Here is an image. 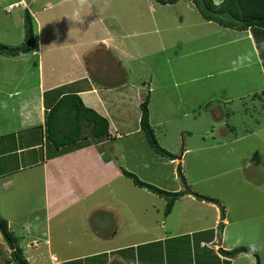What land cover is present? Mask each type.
Masks as SVG:
<instances>
[{
    "label": "crops",
    "instance_id": "1",
    "mask_svg": "<svg viewBox=\"0 0 264 264\" xmlns=\"http://www.w3.org/2000/svg\"><path fill=\"white\" fill-rule=\"evenodd\" d=\"M34 1L0 0V4L8 3L5 8L20 3L23 13L28 9L35 21L38 20L33 52L19 57L0 56V138L10 136L0 140V215L18 239L28 262L159 264V258L164 260L166 255L157 253L158 245L185 236L169 233L175 230V224L167 227L177 202L183 199L209 210L214 220L211 219V226L202 228V231L186 232L185 238L206 231H213L214 236L211 240L199 241V249L203 252L207 249L206 254L197 252L189 262L187 257L174 253L173 264H207L211 260L222 264L228 261L219 254L223 244L217 245L220 218L215 205L184 195L166 217L165 200L161 215L164 222L160 226L159 205L151 204L153 197L160 196L135 186L123 170L135 174L128 165L129 156L138 165L140 163L137 159L139 142L132 138L144 134L140 127L144 86L151 94L150 122L155 134L154 123L157 126L167 124L177 106L183 115L186 112L183 98L166 100L169 92L164 88L172 85L160 87L156 70L151 67L154 65L146 61L155 55L154 50L160 51V46L165 54L171 48L167 35L153 37L154 33H167L169 28L181 30L185 24L190 28L192 20L202 27L208 25L205 32H198L199 35L195 36L199 41L210 39L205 40L199 52H206L219 42L218 48L223 50L220 56L211 59L212 65L218 69L216 73L239 69L252 80L247 95L225 97L220 102L227 107L236 100L243 105H247L248 100L264 101V30L238 31L203 18L199 24L197 19L185 16L161 15L157 13L161 9L158 7L168 5L155 0L148 1L150 16L142 14L141 8L136 7L134 13L126 14L124 18L112 12V1L116 0L45 1L33 12L30 6ZM223 1L214 0L216 4ZM126 4L133 6L124 0L119 8ZM184 5H191V11L195 7L190 0H181L173 6ZM58 8L64 9L66 25H59V16L51 14ZM88 10L91 12L87 13ZM159 22L165 29H159ZM183 37L179 45L182 53L191 40V36ZM109 67L114 73L105 76ZM138 67L142 72L145 70V74L136 72ZM33 69H36L38 78L31 73ZM216 73L210 72L205 78ZM179 81L175 87H186L192 80ZM157 91L161 93V101L154 104L152 95ZM62 94H77L88 108L107 118L110 138L84 149L54 155L45 135L46 111ZM202 96L205 98L204 92ZM157 103L161 104L160 107ZM148 152L146 150V154ZM135 175L139 178L138 174ZM3 189L6 190L3 192ZM139 193L148 195L146 204L149 205L139 203L141 207L132 210L126 205L125 196L133 194L136 201ZM139 214L143 215L141 219ZM151 218L154 220L150 221ZM34 241H39L38 247L31 246ZM237 257L229 263L233 264Z\"/></svg>",
    "mask_w": 264,
    "mask_h": 264
},
{
    "label": "rangeland",
    "instance_id": "2",
    "mask_svg": "<svg viewBox=\"0 0 264 264\" xmlns=\"http://www.w3.org/2000/svg\"><path fill=\"white\" fill-rule=\"evenodd\" d=\"M25 1L30 2V0ZM45 1L55 3L57 0H35L30 6L32 11L35 12V10L40 9ZM122 1L124 0L112 1L111 7L112 12L122 18L126 14L134 13L136 7L141 8L140 12L146 16L151 14L148 6L149 0H125L133 6L126 4L123 8H119ZM67 4L68 2L66 6ZM7 5L8 3L0 4V43L4 42L2 44L7 43L5 45L15 47L24 41V13L28 9H25L23 13L22 9L19 8L20 3L5 8ZM189 6L174 7L168 5L158 7L161 9H158L157 13L161 15L163 13L172 14L177 18L185 16L197 19V23L200 24L202 22L199 21L202 18L201 15L195 7L191 11L190 8L193 7ZM63 12L64 9L58 8L56 12L51 13L56 17L59 16V25L68 23L63 19ZM90 12V10L87 11V13ZM35 17L37 16L35 15ZM32 18L37 41L38 20L35 21L33 15ZM194 23L192 20L190 28L185 24L181 30L169 28L170 31L167 33H160L159 31L154 33L153 37L167 35L171 48L165 54L161 52L160 46V51L154 50L155 55L146 59L150 65H154L151 67L156 70L159 86L172 85L164 88L168 89L169 92L166 100L171 102L179 97L183 98L187 105L184 106L185 115L177 106L174 109V115L168 118L167 124L157 126L154 123L155 135L160 141V146L172 153L177 159L171 161L163 158L161 160L160 155L158 157V154L156 155L153 150V152L151 151L145 135L141 134L132 138L133 141L139 142L137 159L140 163L138 165V162L136 163L129 156L128 165L135 171V174L139 175L140 179L152 181L154 183L152 185L166 192L183 193L186 189H190L198 195L219 201L225 210V221L222 223V230L219 231L217 245L223 244L221 247L225 250L248 247L256 251L258 255L256 257L252 254H240L233 264H258V259L259 264H264V101L248 100L247 105H243L240 100H236L230 106L226 105L227 107L220 103L225 97L234 98L247 95L252 87V80L245 71H239V69L229 71V73L217 74L218 69L212 65L213 60L211 59L220 56V51L223 49L218 48L219 42H217L214 48L211 45L212 47L206 52H199L205 45V40L210 41V39L204 38L199 41L195 36L199 35L198 32H205L208 25L205 24L202 27L196 23L194 25ZM159 29H165L161 22H159ZM184 35L191 36V40H189L188 45L184 46L182 53L179 45ZM71 36H75V34ZM85 39H89V37H85ZM152 46L154 47V45ZM99 54L103 56L102 53ZM109 68L105 71V76L109 75L110 72L114 73V69ZM137 69L136 72L140 74L142 69L140 70V67ZM35 71L36 69H33L31 73L35 78H38L37 71ZM144 71L143 74H145ZM210 72H215V76L206 79L205 76ZM185 78L192 80L191 83L186 87H175V83H179L180 79ZM148 90L147 86L143 87L145 92L142 98L146 96V92L148 94ZM199 91L200 95H198ZM203 92L205 98L202 96ZM152 96L155 100L154 104L161 101L159 91ZM57 97L59 99V96ZM203 104H205L204 107ZM158 105L160 107L161 104ZM166 113L169 114L170 112ZM146 150L149 151L147 154ZM179 165H181L182 175L186 182L178 171ZM5 190L3 189V192ZM125 199L126 205L130 206L132 210L141 207L140 204L149 205L146 204L149 201L148 195L144 193H139L136 196V201L133 194L126 195ZM165 200L164 197H153L151 202L152 205H159L158 220L160 226L164 222V217L161 215L164 211ZM191 202L194 201L183 199L177 202L173 215L168 219V228L175 224V230L169 231L171 235L184 234L186 236V232H198L202 231V228L211 226V219L212 222L214 221L211 212L205 208L197 207ZM142 216L139 214L140 219ZM152 220L154 219L151 218L150 221ZM193 226L195 228H192ZM185 236L158 245L157 253L160 256L166 255L164 260L159 258V264H163V262L173 264L174 253H180L183 257H187L190 262L192 256L197 252L200 254L207 252V249H203L204 252L199 249L198 244L200 240H208L209 236L204 234H194L189 238H185ZM27 242L29 241L27 240ZM35 243L38 247L39 241L31 242V246L36 247ZM0 248L4 252L0 264H10V249L1 234ZM225 262L223 261L222 264ZM216 263L217 261L211 260L207 264Z\"/></svg>",
    "mask_w": 264,
    "mask_h": 264
},
{
    "label": "trees",
    "instance_id": "3",
    "mask_svg": "<svg viewBox=\"0 0 264 264\" xmlns=\"http://www.w3.org/2000/svg\"><path fill=\"white\" fill-rule=\"evenodd\" d=\"M155 1L161 5H174L181 0ZM190 1H192L197 11L206 21L215 22L224 28L238 31H246L248 29L264 30V0H224L220 4H216L214 0ZM223 12H230L237 19L241 20V22H234L221 18L219 14ZM24 29L25 37L21 45L10 47L0 43V56L19 57L32 52L36 48L37 42L33 18L28 10L24 13ZM150 99L151 94L148 92L140 105V127L149 146L156 154L170 160H176L177 158L172 153L162 148L157 140L154 128L150 122ZM45 135L47 143L51 147L50 150L52 149V151H54V155H63L108 140L110 138V123L107 118L101 116L94 109L88 108L77 94H62L61 98L57 100L54 106L47 108ZM8 137L10 136L2 137L0 140ZM178 171L183 177L181 165H179ZM123 173L133 181L135 186L148 189L152 193L166 198V217L172 213L176 201L183 195L182 192H166L165 190L140 180L135 174L126 170H123ZM183 180L186 182L184 177ZM0 225L15 246V251L10 252L9 263L30 264L23 249L19 246L18 239L10 231L7 221L2 218L1 215ZM201 234L209 236L210 240L213 239L214 236L213 231H206ZM3 253V250L0 248V259ZM243 253L258 257L256 251L248 247H239L234 250H225L222 247L219 248V254L228 259L225 264H230L229 260Z\"/></svg>",
    "mask_w": 264,
    "mask_h": 264
},
{
    "label": "water",
    "instance_id": "4",
    "mask_svg": "<svg viewBox=\"0 0 264 264\" xmlns=\"http://www.w3.org/2000/svg\"><path fill=\"white\" fill-rule=\"evenodd\" d=\"M219 16L221 18L225 19V20L234 21V22H241V20L237 19L230 12L220 13ZM183 194L192 196V197H194L197 200L204 201V202L211 203V204L215 205L218 208L219 214H220V225L221 226L219 225V231L222 230V227H223L222 223L225 221V210H224L222 204L219 201H217L215 199H210V198H206L204 196L198 195V194L194 193L193 191H191L190 189H186L183 192ZM0 234L3 237V239L6 241L7 245L9 246L10 252L15 251V246H14L13 242L7 236L5 230L3 229V227L1 225H0Z\"/></svg>",
    "mask_w": 264,
    "mask_h": 264
},
{
    "label": "built area",
    "instance_id": "5",
    "mask_svg": "<svg viewBox=\"0 0 264 264\" xmlns=\"http://www.w3.org/2000/svg\"><path fill=\"white\" fill-rule=\"evenodd\" d=\"M35 246L37 247V244L35 243ZM57 259L56 258H54V261H56Z\"/></svg>",
    "mask_w": 264,
    "mask_h": 264
}]
</instances>
